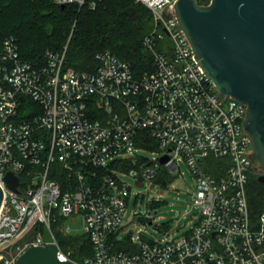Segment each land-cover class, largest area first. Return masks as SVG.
Returning a JSON list of instances; mask_svg holds the SVG:
<instances>
[{
  "label": "built area",
  "instance_id": "1",
  "mask_svg": "<svg viewBox=\"0 0 264 264\" xmlns=\"http://www.w3.org/2000/svg\"><path fill=\"white\" fill-rule=\"evenodd\" d=\"M52 1L94 8L103 0ZM134 1L151 10L153 20L142 40L153 69L138 76L110 50L95 54L94 70L77 71L64 65L65 48L29 62L12 34L1 39L0 264L45 245L44 224L58 259L74 264H264V211L251 216L246 191L248 173L264 174L244 130L247 105L215 90L179 25L176 0ZM159 28L172 39L170 54L157 47L165 37ZM142 130L162 150L156 159L139 154L152 150L142 146ZM162 156L168 157L163 164ZM214 158L229 167L220 161L210 171ZM177 162L195 178V223L159 241L125 232L131 191L120 175L144 186L162 167L178 170ZM8 173L18 178L17 191L6 185ZM53 211L80 215V228L57 229L84 234L89 254L75 259L62 251Z\"/></svg>",
  "mask_w": 264,
  "mask_h": 264
},
{
  "label": "trees",
  "instance_id": "2",
  "mask_svg": "<svg viewBox=\"0 0 264 264\" xmlns=\"http://www.w3.org/2000/svg\"><path fill=\"white\" fill-rule=\"evenodd\" d=\"M208 0L205 2L207 3ZM61 5L52 0H0V42L7 34L18 40L19 53L29 62L40 61L45 51L61 52L65 48L64 65L77 71H92L96 67L95 54L110 50L122 61L131 64L136 76L153 69L151 53L142 40L153 28L152 13L134 0H103L94 8ZM144 147L155 149L156 142L146 136ZM212 159V169L218 165ZM162 185L166 179L161 178ZM257 194L249 191L251 216L264 211V185L253 181ZM150 219L147 220L149 222ZM53 230L63 252L75 259L91 252V245L82 233L64 235Z\"/></svg>",
  "mask_w": 264,
  "mask_h": 264
},
{
  "label": "water",
  "instance_id": "3",
  "mask_svg": "<svg viewBox=\"0 0 264 264\" xmlns=\"http://www.w3.org/2000/svg\"><path fill=\"white\" fill-rule=\"evenodd\" d=\"M64 7V4L60 6ZM176 18L204 73L225 99L231 96L247 105L244 130L253 153L251 158L264 170V0H176ZM167 156L160 158L163 164ZM264 185V174L257 175ZM5 183L17 191L18 178L12 173ZM141 188L143 183L136 182ZM3 193L0 187V207ZM150 223V222H149ZM43 246H31L14 264H74L60 261L49 228L44 224Z\"/></svg>",
  "mask_w": 264,
  "mask_h": 264
},
{
  "label": "rangeland",
  "instance_id": "4",
  "mask_svg": "<svg viewBox=\"0 0 264 264\" xmlns=\"http://www.w3.org/2000/svg\"><path fill=\"white\" fill-rule=\"evenodd\" d=\"M206 1L200 0L201 3ZM159 31L162 32L161 28ZM162 34L165 33L162 32ZM157 47L166 54L172 53L171 37L165 34V37L157 43ZM161 153L162 150L155 147L152 150H141L139 154L151 160L156 159ZM211 160L209 161L210 166H208L210 170L213 165ZM217 160V163L223 161L225 168L229 167L230 163H227L226 160ZM177 164L179 168L176 171L162 167L156 179L152 183L146 181L141 188L135 185V181L129 175H120V179L130 186L131 191L122 222L125 232H140L142 238L159 241V239L173 238L176 235L184 234L195 223L197 211L192 207L195 178L186 164L183 162H177ZM248 176L246 191L248 205L252 212L248 193L251 191L253 195H256L255 188L259 185L253 182L257 180L256 173H248ZM161 178L166 179V185L161 184ZM53 212L57 216L56 223L51 225L54 230L63 225L80 228V215L72 214L69 217H62L59 212ZM148 219H150V223L147 222Z\"/></svg>",
  "mask_w": 264,
  "mask_h": 264
}]
</instances>
